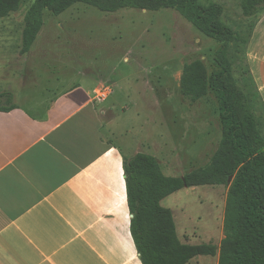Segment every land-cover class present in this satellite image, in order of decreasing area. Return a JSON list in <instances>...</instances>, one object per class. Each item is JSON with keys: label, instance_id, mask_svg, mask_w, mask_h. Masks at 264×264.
I'll use <instances>...</instances> for the list:
<instances>
[{"label": "crops", "instance_id": "1", "mask_svg": "<svg viewBox=\"0 0 264 264\" xmlns=\"http://www.w3.org/2000/svg\"><path fill=\"white\" fill-rule=\"evenodd\" d=\"M254 23L245 59L264 104V12ZM115 71L24 82L31 92L43 86L37 98L16 100L12 90L0 91L13 93L15 103L0 112V264H142L131 234L123 156L143 149L125 153L114 138L123 134L117 122L125 121L131 104L139 108L137 118L148 112L140 129L157 118L162 84L156 76L149 88L141 74L120 81ZM124 82L126 97L117 100ZM103 91L106 99L99 98Z\"/></svg>", "mask_w": 264, "mask_h": 264}, {"label": "rangeland", "instance_id": "2", "mask_svg": "<svg viewBox=\"0 0 264 264\" xmlns=\"http://www.w3.org/2000/svg\"><path fill=\"white\" fill-rule=\"evenodd\" d=\"M32 1L28 0L19 12L0 20V91L12 90L16 100L26 94L37 98L41 97L43 86L32 88L34 92H31L30 87H24V82L38 85L51 80L53 83L61 75L72 76L85 70L107 73L112 66L116 67L115 79L122 81L124 75L141 74L148 77L149 88L156 86L155 79L159 76L162 91L157 118L149 119L140 129L148 122V112L142 111L137 118L139 108L131 104L125 121L117 122L116 130L123 134L116 135L115 143L121 145L125 153L130 152V147L141 144V153L156 157L163 173L171 177L184 176L211 160L222 138L217 101L209 95L191 104L181 93L180 78L184 65L198 59L206 63L209 72L215 70L214 56L221 43L204 36L175 10L124 9L105 13L79 3L59 16L45 11V24L37 41L28 54L22 55L24 17ZM241 1L200 2L222 5L224 24L239 33L241 41L230 47L233 76L239 87L252 95L255 85L251 76L246 75L242 41L248 39L255 19L244 17ZM126 57L130 58V63L125 62ZM131 81L136 84L137 78ZM120 87L122 91L117 92V100L126 97V82ZM101 94L108 96L109 93ZM258 107L262 108L260 104ZM118 112L123 113V110ZM262 113L264 117V109ZM120 124L124 127L119 128ZM227 193L225 186L193 187L163 202L173 211L183 243L213 246L219 253L225 238ZM218 253L214 257L195 258L192 264H218Z\"/></svg>", "mask_w": 264, "mask_h": 264}, {"label": "trees", "instance_id": "3", "mask_svg": "<svg viewBox=\"0 0 264 264\" xmlns=\"http://www.w3.org/2000/svg\"><path fill=\"white\" fill-rule=\"evenodd\" d=\"M27 1L0 0V20L19 12ZM200 1L33 0L24 17L21 54H28L37 41L45 11L59 16L79 3L105 13L175 10L204 36L221 43L214 56L215 70L209 72L206 63L198 59L184 65L180 78L181 93L191 104L209 95L215 97L222 130L217 150L206 165L181 177L166 176L152 155L123 156L131 234L142 264H190L198 257L217 256L213 246L183 243L173 211L163 202L183 189L225 186V238L218 264H264V104L254 86L252 95L246 94L233 76L230 47L241 37L224 24V7ZM241 10L245 18L257 20L264 12V0H242ZM252 32L253 28L242 41L244 51ZM14 108L13 93L1 92L0 112Z\"/></svg>", "mask_w": 264, "mask_h": 264}, {"label": "built area", "instance_id": "4", "mask_svg": "<svg viewBox=\"0 0 264 264\" xmlns=\"http://www.w3.org/2000/svg\"><path fill=\"white\" fill-rule=\"evenodd\" d=\"M101 93H102V92H101ZM101 93L99 94V98H100V99H106V98H107V95H105V94H101Z\"/></svg>", "mask_w": 264, "mask_h": 264}]
</instances>
